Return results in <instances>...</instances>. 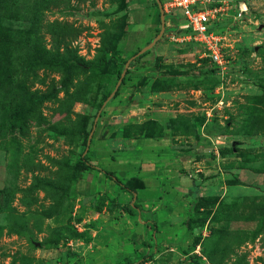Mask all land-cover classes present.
Segmentation results:
<instances>
[{
	"label": "rangeland",
	"instance_id": "1",
	"mask_svg": "<svg viewBox=\"0 0 264 264\" xmlns=\"http://www.w3.org/2000/svg\"><path fill=\"white\" fill-rule=\"evenodd\" d=\"M226 7L219 66L171 39L179 11L133 60L154 0H0V264H264V0ZM110 93L86 156L140 217L79 171Z\"/></svg>",
	"mask_w": 264,
	"mask_h": 264
},
{
	"label": "built area",
	"instance_id": "2",
	"mask_svg": "<svg viewBox=\"0 0 264 264\" xmlns=\"http://www.w3.org/2000/svg\"><path fill=\"white\" fill-rule=\"evenodd\" d=\"M161 4L164 14L179 11L183 17L184 22L177 26L179 31L171 39L200 46L203 56L220 66L224 61L221 42L226 35L218 33L216 28L227 15L226 0H164ZM238 8L240 12L244 10L242 4Z\"/></svg>",
	"mask_w": 264,
	"mask_h": 264
},
{
	"label": "trees",
	"instance_id": "3",
	"mask_svg": "<svg viewBox=\"0 0 264 264\" xmlns=\"http://www.w3.org/2000/svg\"><path fill=\"white\" fill-rule=\"evenodd\" d=\"M156 4V3H155ZM166 16L165 15V20H166ZM155 21L156 23H160V19H159V12L157 10L156 12V15H155ZM159 31H157L158 33ZM11 41L8 40L7 38V35H5L4 33H0V46L5 48L7 46H10L11 45ZM17 44L19 45H24V43L18 41ZM139 52V51H138ZM138 52L134 53L133 54V60L134 61H137L139 60L141 57L145 56L146 54H148L149 50L148 51H145L144 53L142 54H138ZM34 57L31 61V63L33 65H36V64H50V65H56L58 64V60H55L54 58H46L42 55V53L39 51L38 47L36 49V51L34 52ZM125 64L126 63H122L121 64V68L118 72V79L120 78V75L125 71L126 67H125ZM124 83V79L122 78L121 81H120V85ZM117 91L118 90V87L114 89V91ZM111 95V93L109 95H107L99 104L98 106V110H97V114L95 115V119H94V122L92 123V127L89 131V133L87 134V139H86V142H85V146H84V149L80 155V162H79V171L80 172H92V171H96L100 174H102L107 180L113 182L115 185H117L121 190H123L124 192H127L131 195L132 197V202L131 204L128 206L127 208V211L129 212L130 215L132 216H138L140 217V208L139 206L136 204V194L130 190L129 188H127V186L125 184H123L121 182V180L116 177L113 173L111 172H108V171H105L104 169H102L96 162H91L88 160L87 156H86V153H87V149H88V145H87V140H88V137H89V134L92 132L93 133V126L95 128V125H96V121L97 119L100 117V114L99 113H102L101 110L102 108L104 107L106 101H107V98ZM91 140V138H90ZM142 219V218H140ZM146 222V221H144ZM152 228H153V232H155V229H156V226H155V223L152 222ZM155 252V249H152V251H150L148 254H145L144 252H140L137 256V258H135L134 260H131L130 258H125L124 260H122V262L120 263H116V264H144L146 262H148L149 260H151V258L153 257V254Z\"/></svg>",
	"mask_w": 264,
	"mask_h": 264
},
{
	"label": "water",
	"instance_id": "4",
	"mask_svg": "<svg viewBox=\"0 0 264 264\" xmlns=\"http://www.w3.org/2000/svg\"><path fill=\"white\" fill-rule=\"evenodd\" d=\"M154 2L156 3V6H157V10L159 12V19H160V30L158 32V34L155 36V38L150 42V44H148L147 46H145L144 48H142L141 50H139L138 54H142L144 53L145 51H148L150 50L154 44L161 38V36L163 35V32H164V25H165V15H164V12H163V9H162V4L160 2V0H154ZM125 67H126V64H125ZM124 73V72H123ZM123 73L120 75V78L118 80V83L116 85L115 88L118 87V85L120 84V81L121 79L123 78ZM112 96V93L111 95L107 98V100L109 98H111ZM93 129H94V126H93ZM92 136V132L89 134V137H88V140H87V145H89V142H90V138Z\"/></svg>",
	"mask_w": 264,
	"mask_h": 264
}]
</instances>
